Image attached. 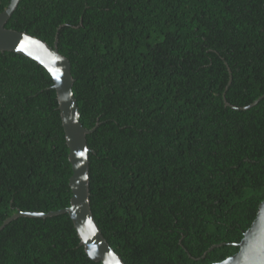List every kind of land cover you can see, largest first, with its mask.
I'll use <instances>...</instances> for the list:
<instances>
[{
	"label": "trees",
	"instance_id": "16d2710c",
	"mask_svg": "<svg viewBox=\"0 0 264 264\" xmlns=\"http://www.w3.org/2000/svg\"><path fill=\"white\" fill-rule=\"evenodd\" d=\"M5 27L57 37L69 59L93 218L125 264L238 250L264 197V0H19ZM52 85L0 51V225L70 203ZM0 264L101 262L62 212L8 220Z\"/></svg>",
	"mask_w": 264,
	"mask_h": 264
},
{
	"label": "water",
	"instance_id": "95a60500",
	"mask_svg": "<svg viewBox=\"0 0 264 264\" xmlns=\"http://www.w3.org/2000/svg\"><path fill=\"white\" fill-rule=\"evenodd\" d=\"M19 0H10L0 13V51H14L23 54L42 65L53 80L56 91L61 123L68 146V160L72 167L69 177L71 190L68 206L43 211H19L6 218L0 228L12 217L51 216L67 212L84 246L87 255L101 264H125L117 252L110 246L97 226L91 206L89 191L88 152L86 134L91 129L86 128L80 121V113L72 87L74 78L71 74L69 59L59 53L57 37L53 45L25 31L5 27V22L11 15ZM264 93L261 95L263 96ZM259 96L253 103H255ZM226 104L227 101H225ZM252 103V104H253ZM238 250L226 258L210 264H264V197L260 201L255 218L238 242ZM211 245L208 250L214 247Z\"/></svg>",
	"mask_w": 264,
	"mask_h": 264
}]
</instances>
